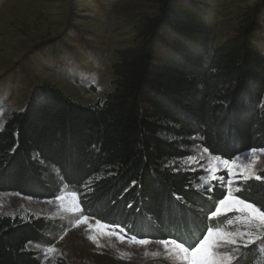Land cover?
Wrapping results in <instances>:
<instances>
[{
	"label": "trees",
	"instance_id": "16d2710c",
	"mask_svg": "<svg viewBox=\"0 0 264 264\" xmlns=\"http://www.w3.org/2000/svg\"><path fill=\"white\" fill-rule=\"evenodd\" d=\"M158 7L135 25L136 45L117 53L103 103L82 105L46 86L10 115L0 129L1 193L52 199L55 170L88 209L164 223L205 201L199 175L174 166L195 145L222 159L264 149V52L253 44V17L214 47L216 28L192 0ZM237 196L264 211V180L242 183ZM48 228L43 218L0 217V264H41L30 245Z\"/></svg>",
	"mask_w": 264,
	"mask_h": 264
},
{
	"label": "rangeland",
	"instance_id": "374dc122",
	"mask_svg": "<svg viewBox=\"0 0 264 264\" xmlns=\"http://www.w3.org/2000/svg\"><path fill=\"white\" fill-rule=\"evenodd\" d=\"M158 1L0 0V129L12 113L24 110L46 86L59 89L82 105L103 103L114 90L117 53L136 45L134 27L141 19L159 14ZM192 1L216 28L214 47L236 37L244 19L251 16L258 25L253 44L264 52V0ZM248 152L239 155L238 163L251 162V170L259 175L264 171V152L246 155ZM174 166L199 175L195 189L205 201L192 207L183 205L181 216L173 218L175 211L163 217L164 223L142 215L141 222L145 223L140 224L88 209L83 195L69 188L55 170L51 172L54 198L39 200L0 192V217L21 215L46 220L49 228L43 241L30 245L39 253L41 264H51L57 258L71 264H190L191 258L185 259L174 244L165 247L160 241L175 239L187 246L196 243L208 228L255 233V242L247 247L225 245L219 249L223 264H264V228H250L243 221L244 213L210 216L218 200L212 196L215 191L204 190L227 187L226 170L220 161L195 145L190 156ZM213 166L218 168L217 176L225 175V181L212 180ZM245 182L237 184L234 178L232 193L237 196V187ZM85 215L89 220L78 224ZM119 222L134 229L137 236ZM141 239L149 243L136 242ZM247 241L245 236L243 242Z\"/></svg>",
	"mask_w": 264,
	"mask_h": 264
},
{
	"label": "snow or ice",
	"instance_id": "6c2138e0",
	"mask_svg": "<svg viewBox=\"0 0 264 264\" xmlns=\"http://www.w3.org/2000/svg\"><path fill=\"white\" fill-rule=\"evenodd\" d=\"M207 151V149H205ZM257 151L264 152V149H251L246 155H252ZM190 159L195 160V157H190ZM214 160L220 161V166L226 170V184L227 187L224 189L223 194L218 199V204L214 210L210 213L211 217H219L221 215L228 216L231 213H244L243 221L250 226V228L260 229L264 228V211L255 202L241 196H236L232 193L231 187L233 184V179L237 184L240 181H247L250 179H255L257 181L264 180V176H260L252 171L251 162L248 163H238L240 160L239 155L234 159H223L219 156H215ZM218 168L213 166L210 168L212 173V180L225 181V175L217 176ZM209 192H214L215 188H210ZM240 188L237 187V192ZM77 209H72L75 212ZM89 217L85 215L83 221H77V223L87 222ZM248 237L247 243H244V237ZM254 232L237 231L235 233L230 231H225L222 228H208L201 238L193 244L185 246L184 241H177L175 239L162 240L160 243L167 247L168 244H174L181 252L185 254V259L191 258L190 264H223V255L219 251L225 245H233L236 247H247L248 244L254 243ZM237 237L240 239L238 240ZM135 240V237H133ZM139 244L145 245L149 243L147 239H141L136 241ZM230 260L231 257L229 256Z\"/></svg>",
	"mask_w": 264,
	"mask_h": 264
},
{
	"label": "water",
	"instance_id": "95a60500",
	"mask_svg": "<svg viewBox=\"0 0 264 264\" xmlns=\"http://www.w3.org/2000/svg\"><path fill=\"white\" fill-rule=\"evenodd\" d=\"M253 180H255V179H253Z\"/></svg>",
	"mask_w": 264,
	"mask_h": 264
}]
</instances>
